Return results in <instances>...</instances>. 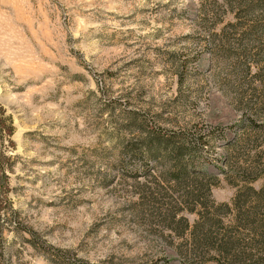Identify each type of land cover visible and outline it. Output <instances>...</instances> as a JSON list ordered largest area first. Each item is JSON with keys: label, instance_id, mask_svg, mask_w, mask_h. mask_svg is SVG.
Segmentation results:
<instances>
[{"label": "rangeland", "instance_id": "374dc122", "mask_svg": "<svg viewBox=\"0 0 264 264\" xmlns=\"http://www.w3.org/2000/svg\"><path fill=\"white\" fill-rule=\"evenodd\" d=\"M251 1L0 0V264L264 259Z\"/></svg>", "mask_w": 264, "mask_h": 264}, {"label": "trees", "instance_id": "16d2710c", "mask_svg": "<svg viewBox=\"0 0 264 264\" xmlns=\"http://www.w3.org/2000/svg\"><path fill=\"white\" fill-rule=\"evenodd\" d=\"M238 4L240 7H243L244 9H246L248 15H250V16L254 15L255 9L261 7L260 4L255 3L254 1H251V0H238ZM253 21L256 23L257 19L256 20L254 19ZM252 28L254 31H251V33L256 32L255 27H249V29H252ZM0 132H1V129H0ZM259 133L264 134V131H259ZM7 134L10 136L11 132H8ZM254 194L256 196H258V195H260V192L254 193ZM232 206L238 212L240 211L241 205H240L238 197H236L234 199ZM258 207H259L258 213L252 212V209H256ZM258 207L250 209L247 213L246 212H244V214L242 213L240 215V217H242L241 220L243 222H245L246 225L249 226V231L252 234H255V238L257 239L256 242H258V250L264 254V206H262L263 209H261L260 206H258ZM0 211H1V207H0ZM249 214L253 215V218H251V216ZM223 245H225V247ZM223 245L220 244L219 250H218V256L221 258V260H224L226 257L227 258L226 261H228V262H229V259H231V264H244L246 261L252 260V259H250L251 257L249 255H246V254H243V258L241 256L242 254L241 255L237 254L235 256L229 254L230 251L227 250L226 244H223ZM230 255H231V257H230ZM263 260H261V262ZM217 262H219V261H217ZM256 262H259V261H256ZM261 262L259 264H261Z\"/></svg>", "mask_w": 264, "mask_h": 264}]
</instances>
